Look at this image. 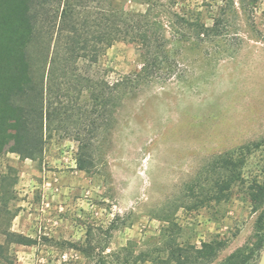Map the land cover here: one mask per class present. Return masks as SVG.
Returning <instances> with one entry per match:
<instances>
[{"label": "rangeland", "instance_id": "obj_1", "mask_svg": "<svg viewBox=\"0 0 264 264\" xmlns=\"http://www.w3.org/2000/svg\"><path fill=\"white\" fill-rule=\"evenodd\" d=\"M148 1L113 5L143 12ZM221 8L229 23L212 42L193 45L165 27L173 76L121 89L88 171L77 166L74 137L87 131L77 109L51 122L34 158L0 155V264H157L170 246L215 237L226 242L208 264L264 263V194L254 200L264 185V0H187L171 10L201 11L211 25ZM143 58L119 41L96 66L80 60L78 72L114 82L139 73ZM51 90L58 106L76 94L68 83ZM79 95L82 104L88 93ZM233 169L241 177L223 182Z\"/></svg>", "mask_w": 264, "mask_h": 264}, {"label": "trees", "instance_id": "obj_2", "mask_svg": "<svg viewBox=\"0 0 264 264\" xmlns=\"http://www.w3.org/2000/svg\"><path fill=\"white\" fill-rule=\"evenodd\" d=\"M179 2L187 0H149L143 12H133L116 8L113 0H0V155L14 152L34 158L43 150L51 122L62 114L66 117L60 119L66 121L77 109L82 110L87 130L84 135L76 131L74 137L77 166L85 171L93 167L94 137L102 125L112 128L123 98L121 89L173 76L176 61L166 47L165 27L173 29L180 40L194 39L196 45L214 41L229 23L226 9L210 17L212 23L207 25L201 11H172ZM119 41L142 50L144 63L139 73L111 82L78 72L80 60L88 67L96 66ZM64 83L73 86L76 94L65 93L67 101L54 105L47 95L53 86ZM83 90L88 97L81 104ZM224 162L230 164L227 159ZM240 177V171L233 169L229 176L222 175V181ZM255 188L260 193L254 200H261L264 185L257 183ZM5 234L28 244L16 232ZM225 242L215 237L202 241L200 247L170 246L157 264H208Z\"/></svg>", "mask_w": 264, "mask_h": 264}, {"label": "water", "instance_id": "obj_3", "mask_svg": "<svg viewBox=\"0 0 264 264\" xmlns=\"http://www.w3.org/2000/svg\"><path fill=\"white\" fill-rule=\"evenodd\" d=\"M264 264V263H263Z\"/></svg>", "mask_w": 264, "mask_h": 264}]
</instances>
